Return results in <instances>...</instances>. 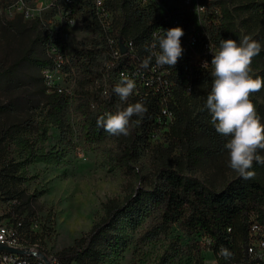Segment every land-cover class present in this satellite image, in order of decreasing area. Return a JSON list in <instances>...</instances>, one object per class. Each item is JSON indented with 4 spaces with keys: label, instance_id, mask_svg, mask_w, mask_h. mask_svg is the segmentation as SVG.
Wrapping results in <instances>:
<instances>
[{
    "label": "trees",
    "instance_id": "16d2710c",
    "mask_svg": "<svg viewBox=\"0 0 264 264\" xmlns=\"http://www.w3.org/2000/svg\"><path fill=\"white\" fill-rule=\"evenodd\" d=\"M94 1L80 0L75 12L82 27L92 33L91 44L71 45L62 38L59 24L52 32L51 26L39 18L27 21L17 15L2 21L5 31L26 26L24 22L36 30L42 49L28 52L24 61L38 70L42 90L36 103L26 109L14 102L0 105V115L15 116L12 122L0 125V199L13 203L15 211L29 204L12 148L16 142L24 143L28 156L36 158V147L48 140L51 127L61 132L63 142L70 141L69 117L73 110L81 118L87 142L100 144L109 138L116 143L110 164L124 175H134L133 164L142 152L151 151L156 160L149 190L129 193L122 202L113 199L106 203L105 216L89 232L52 256L58 264H104L120 246L121 222L134 225L147 214L159 219L150 231L154 237L178 225L192 240L212 238L214 243H206V249L214 253L217 264H264V251L259 255L255 245L264 240V164L254 162L250 171L255 176L248 180L229 168L227 150L223 149L228 138L216 132L205 107L213 82L212 54L206 51L207 46L214 52L221 39L239 43L243 35H251L262 45L260 54L252 60L253 75L264 77V0H207L208 14L201 28H195L191 17L182 16L179 27L184 35L194 32L198 43L195 51L189 50L181 39L184 51L174 68L157 67L155 58L148 68L141 66L149 55L145 49L152 42V33L172 27L155 4L146 0H102L96 7ZM7 2L0 0L4 8ZM61 11L55 8L45 21ZM196 54L201 60L195 59ZM203 61L210 64L207 70L201 67ZM19 66L0 70V91H19ZM56 70L73 84V90L49 85L44 72ZM121 73L136 82L126 103L113 92ZM250 99L264 119V88ZM140 100L145 101L148 111L143 118L132 117L128 136H111L97 126V118L114 113L118 103L126 107ZM33 115H37V121ZM137 120L140 122L135 124ZM159 137L168 143L167 148L154 143ZM42 158L61 159L59 153ZM201 170L206 171L204 180L187 175ZM13 223L21 224L19 233L25 246L39 244L28 217L15 218ZM255 225L261 226L257 233L253 231ZM221 247L231 251L233 257L219 256ZM196 249H191L196 264H204L200 249ZM38 250L50 256L40 244Z\"/></svg>",
    "mask_w": 264,
    "mask_h": 264
},
{
    "label": "rangeland",
    "instance_id": "374dc122",
    "mask_svg": "<svg viewBox=\"0 0 264 264\" xmlns=\"http://www.w3.org/2000/svg\"><path fill=\"white\" fill-rule=\"evenodd\" d=\"M37 3L46 5L48 1L38 0ZM3 19L13 18L0 4V70L20 63L21 87L19 91L8 94L0 91V105L14 102L26 109L36 103L42 83L38 70L24 58L28 52L40 51L42 47L30 23L24 22L26 26L5 31L2 28ZM63 29L64 39L71 45L91 44L94 39L77 18L66 22ZM52 79L54 85L73 90V84L67 83L62 74L55 72ZM14 117L10 113L0 115V125L12 122ZM33 119L37 121V115H33ZM69 120L70 141L63 142L61 132L51 127L48 140L36 147V158L28 156L24 143L14 144L11 156L19 164L23 188L30 197L29 204L15 211L13 203L0 199V220L13 223L15 218L28 217L33 235L38 236L39 244L49 257L72 246L89 232L105 216L106 203L113 199L122 202L129 193L149 190L154 178L156 159L151 156V151L142 152L139 160L133 164L134 175L126 176L110 164L111 157L117 151L112 139L91 144L84 137L81 118L73 110ZM261 122L264 123V119ZM153 141L164 148L168 147V143L160 137ZM52 153H59L61 159L43 160V155ZM259 154L264 156V151ZM187 175L204 180L206 171ZM158 222L154 214L143 215L134 225L122 221L120 246L111 252L104 264H196L192 247L200 249L204 264H217L214 253L206 249L207 240H192L178 225H173L167 233L152 236L150 231ZM39 244L34 245L36 249Z\"/></svg>",
    "mask_w": 264,
    "mask_h": 264
},
{
    "label": "clouds",
    "instance_id": "9594fccd",
    "mask_svg": "<svg viewBox=\"0 0 264 264\" xmlns=\"http://www.w3.org/2000/svg\"><path fill=\"white\" fill-rule=\"evenodd\" d=\"M183 35L182 27L153 32L152 42L145 49L149 55L141 66L148 68L155 58L157 67L167 65L174 68L184 51L181 45ZM261 50V43L251 35H243L239 43L231 38L221 39L210 63L213 82L205 107L216 132L228 138L223 144L228 154V167L245 180L255 176V172L250 171L254 162L264 164V156L259 154L264 151V123L250 99L264 88V77L254 76L251 68L253 58ZM210 64L203 61L201 67L207 70ZM135 89V80L121 73V80L113 92L121 103H126ZM121 103L115 106L114 113H105L96 121L97 126L111 136H128L133 127L132 117L143 118L148 111L143 100L127 103L126 107H122ZM139 122L137 120L135 124ZM207 243L211 245L214 241L207 238ZM218 255L224 259L233 257V253L225 247L219 249Z\"/></svg>",
    "mask_w": 264,
    "mask_h": 264
},
{
    "label": "built area",
    "instance_id": "2783aa9c",
    "mask_svg": "<svg viewBox=\"0 0 264 264\" xmlns=\"http://www.w3.org/2000/svg\"><path fill=\"white\" fill-rule=\"evenodd\" d=\"M38 0H8L5 10L8 12L10 18H14L17 15H22L25 20L40 19L42 22H46L51 26L52 32H55L57 24L62 28L61 36L63 35L64 24L72 19H79L75 13L80 6V0H62V4H58L59 0H47L46 5H40ZM155 4L159 14L166 23H170L172 27H179L180 18L182 16H188L194 19L195 28H201L208 14L207 0H146ZM96 7L102 5V0H95ZM55 8H60L62 11L45 21L46 15L50 14ZM80 22V20H79ZM81 23V22H80ZM171 27V28H172ZM184 41V46L189 50L197 49V35L194 32L181 37ZM206 51L212 54L216 51L210 50V47H206ZM51 54H56L55 49H50ZM195 59L201 60V56L196 54ZM55 72H59L56 70ZM55 72L45 71L44 75L48 79L49 85L53 84L52 75ZM21 224L15 225L7 220H0V244L10 248H29L35 251V255H21L18 253L0 251V264H48L40 256H38V247L25 246L21 240L19 233V227ZM261 230V226L255 225L253 231L257 233ZM259 248L258 254L261 255L264 251V240L261 239L255 244ZM253 248L250 252H253ZM50 264H58L53 257H47Z\"/></svg>",
    "mask_w": 264,
    "mask_h": 264
},
{
    "label": "water",
    "instance_id": "95a60500",
    "mask_svg": "<svg viewBox=\"0 0 264 264\" xmlns=\"http://www.w3.org/2000/svg\"><path fill=\"white\" fill-rule=\"evenodd\" d=\"M0 251H5V252H12V253H18V254H21V255H35V251L29 249V248H23V249H20V248H10V247H7V246H4V245H1L0 244ZM38 256H40L44 261H46L48 264H50L47 256L41 252H38L37 253Z\"/></svg>",
    "mask_w": 264,
    "mask_h": 264
}]
</instances>
